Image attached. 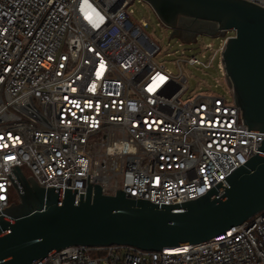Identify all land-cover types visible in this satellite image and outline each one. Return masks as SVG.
<instances>
[{"label": "built area", "instance_id": "obj_1", "mask_svg": "<svg viewBox=\"0 0 264 264\" xmlns=\"http://www.w3.org/2000/svg\"><path fill=\"white\" fill-rule=\"evenodd\" d=\"M131 1L0 0V210L18 200L14 165L40 186L84 193L88 175L104 194L172 204L258 151L264 132L247 130L229 86L182 99L185 75L156 61ZM39 264H264V209L177 249L71 245Z\"/></svg>", "mask_w": 264, "mask_h": 264}, {"label": "water", "instance_id": "obj_2", "mask_svg": "<svg viewBox=\"0 0 264 264\" xmlns=\"http://www.w3.org/2000/svg\"><path fill=\"white\" fill-rule=\"evenodd\" d=\"M172 33L233 32L221 54L225 80L247 130L264 132V6L247 0H145ZM258 151L206 193L165 204L104 194L99 184L40 186L16 165L18 200L0 210V264H39L71 245L177 249L240 224L264 209V138Z\"/></svg>", "mask_w": 264, "mask_h": 264}, {"label": "rangeland", "instance_id": "obj_3", "mask_svg": "<svg viewBox=\"0 0 264 264\" xmlns=\"http://www.w3.org/2000/svg\"><path fill=\"white\" fill-rule=\"evenodd\" d=\"M126 11L159 46L160 50L155 55L156 61L173 74L181 72L185 75L187 90L182 94V99L204 92L231 98L220 68V53L216 52L213 56L221 44V35L197 33L194 39L187 40L181 37V32L179 35L173 34L172 29L160 20L145 0L131 1ZM227 34L232 35L233 32L228 31ZM191 56L196 58V62L185 61ZM15 196L18 197L16 193Z\"/></svg>", "mask_w": 264, "mask_h": 264}, {"label": "snow or ice", "instance_id": "obj_4", "mask_svg": "<svg viewBox=\"0 0 264 264\" xmlns=\"http://www.w3.org/2000/svg\"><path fill=\"white\" fill-rule=\"evenodd\" d=\"M159 80L162 82L163 80H164V77H159ZM154 87H155V85H153V86H150L149 87V91H153L154 90ZM73 91H75V89H73ZM9 159H11V157H9ZM203 189H201V191H202Z\"/></svg>", "mask_w": 264, "mask_h": 264}, {"label": "trees", "instance_id": "obj_5", "mask_svg": "<svg viewBox=\"0 0 264 264\" xmlns=\"http://www.w3.org/2000/svg\"><path fill=\"white\" fill-rule=\"evenodd\" d=\"M26 175H28V172H25ZM17 201V200H16Z\"/></svg>", "mask_w": 264, "mask_h": 264}]
</instances>
